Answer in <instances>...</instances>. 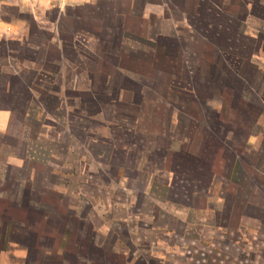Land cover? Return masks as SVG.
I'll list each match as a JSON object with an SVG mask.
<instances>
[{
    "label": "rangeland",
    "instance_id": "obj_1",
    "mask_svg": "<svg viewBox=\"0 0 264 264\" xmlns=\"http://www.w3.org/2000/svg\"><path fill=\"white\" fill-rule=\"evenodd\" d=\"M145 1L166 2L173 54L186 34L185 67L128 40L144 54L118 85L34 76L27 86L2 56L33 38L61 44L70 0H0V78L16 74L15 95L30 96L25 133L15 120L9 147L42 192L44 242L92 238L123 264H264V16L243 21L246 0H223L231 16L212 15L219 0H187L198 16L183 33L180 1ZM147 54L172 68L159 88Z\"/></svg>",
    "mask_w": 264,
    "mask_h": 264
},
{
    "label": "crops",
    "instance_id": "obj_2",
    "mask_svg": "<svg viewBox=\"0 0 264 264\" xmlns=\"http://www.w3.org/2000/svg\"><path fill=\"white\" fill-rule=\"evenodd\" d=\"M178 1L183 10L180 11L178 23L184 33L187 30V16H198L193 12L198 8L193 4L191 9H187V0ZM68 3L63 8L64 12L58 15L65 16L60 19V28L65 30L60 32L61 44L53 37L44 43L41 39L33 38L31 46L15 44V51H12L14 53L9 51L3 54V58L6 56L11 61L5 65L13 70L20 69V74L24 72L20 75L23 77L22 81L20 79L21 84L25 78V84L29 86L34 76H37L33 81L36 85L42 77L50 79L53 84H60L61 79L66 76L67 79L63 82L69 85L78 84V80L83 85H118L120 79L133 73V68L140 63V57L144 54L141 50H134L133 46H143L146 42L150 49H154L155 58L147 54V65H152V58L157 63L166 59L171 64L177 56L178 61L182 57V65L186 66L188 58L185 56V33L183 38L178 39L182 43L174 50V54L171 48L164 45V42L171 41L175 35L172 34L173 26L164 13L167 5L165 1L154 5L145 0H70ZM240 3L244 13L242 16L246 17L243 21H248V24H251L252 18L264 16V0H246ZM223 4L230 5L223 0L214 2L213 6L209 5L213 16H231ZM190 32L199 45L197 54L202 53V38L196 32ZM128 40L132 45L134 42L137 44L130 45L129 48L126 45ZM206 54L208 55L207 51ZM204 59L201 56L198 61ZM159 65H152L151 74L153 83L158 88L165 79H169L172 70ZM178 68L175 66L174 70ZM14 79L17 81L18 78L12 73L2 74L0 78V264H123V258L117 259L115 253L111 254L106 250L98 252L92 238L77 241L76 245L81 248L72 243L62 247L60 237L44 242L42 212L35 207L37 201H41L42 192L39 187L31 190L32 186L27 184L30 172L25 168V158L12 154L9 147L15 120L18 122V132L21 131L22 135L25 133L21 122L27 118L30 100V96L23 100L15 95ZM58 91L59 88H56L55 92Z\"/></svg>",
    "mask_w": 264,
    "mask_h": 264
},
{
    "label": "trees",
    "instance_id": "obj_3",
    "mask_svg": "<svg viewBox=\"0 0 264 264\" xmlns=\"http://www.w3.org/2000/svg\"><path fill=\"white\" fill-rule=\"evenodd\" d=\"M105 86V85H104ZM159 90V89H158ZM158 90L156 89L155 92H158ZM157 97V96H156Z\"/></svg>",
    "mask_w": 264,
    "mask_h": 264
}]
</instances>
